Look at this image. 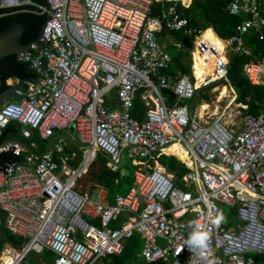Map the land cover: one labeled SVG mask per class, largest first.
Wrapping results in <instances>:
<instances>
[{
  "label": "built area",
  "instance_id": "obj_1",
  "mask_svg": "<svg viewBox=\"0 0 264 264\" xmlns=\"http://www.w3.org/2000/svg\"><path fill=\"white\" fill-rule=\"evenodd\" d=\"M159 1L45 0L34 11L45 13L38 39L15 56L36 79L11 87L12 98L0 106V135L16 121L21 136L35 131L44 150L0 144V152L21 157L0 165V221L23 239L18 245L0 239V264H24L30 255L46 264L36 257L42 249L54 255L51 264H106L132 234L141 240L137 257L148 264H207L187 244L196 224L210 233L207 255L217 264H264V111L243 115L246 105L235 101L227 78V53L249 54L245 34L256 31L264 44V0H228L226 12L243 19L224 39L177 12V4L186 8L191 0H165L171 3L152 16ZM30 3L0 0V7ZM161 28L191 44L190 74L167 72L172 60L158 42ZM195 57L212 65L199 79ZM241 73L264 86V52L243 63ZM216 81L213 87L227 94L220 110L187 107L197 88ZM136 99L140 119L130 112ZM96 152L111 170L123 152L133 165L131 187L111 203L103 185L82 181ZM159 156L183 164L178 183ZM219 212L227 222L216 225Z\"/></svg>",
  "mask_w": 264,
  "mask_h": 264
},
{
  "label": "trees",
  "instance_id": "obj_2",
  "mask_svg": "<svg viewBox=\"0 0 264 264\" xmlns=\"http://www.w3.org/2000/svg\"><path fill=\"white\" fill-rule=\"evenodd\" d=\"M31 3L26 5H20L17 7H0V32L7 28L11 22L15 21L22 25L23 30L19 37V42L23 45L32 42L36 39L40 26L45 18V13L34 12L38 6H45V0H29ZM228 0H191L188 7L184 8L177 4V12L185 17L188 24L196 29H203L211 26L216 35L222 39L227 38L235 33L236 26L242 21L241 15H230L224 9ZM170 1L155 2L151 7V15L157 16L166 8ZM261 9V15L264 16V5ZM39 11V10H38ZM264 37V27L262 28ZM206 36H212L211 31L208 29L205 32ZM173 37L176 40H181L183 35L180 32H173ZM244 45L249 50V54L233 53L229 52L227 63V78L232 85L236 93V102H240L246 105V109L242 110V114L258 115L264 111V86L249 84L241 73V65L251 58H254L256 54L264 52V44L259 38V34L256 31H250L244 35ZM188 57H190L188 53ZM172 64L168 69V73L175 74L180 71L184 74H190V59L187 62L182 61L181 55L178 53L171 54ZM200 69V73H207L211 71L212 65L208 64L202 66L200 60L195 57L194 62ZM206 70V72H205ZM205 72V73H204ZM9 78H17L21 80L34 81L36 75L27 68L26 64L17 61L16 56L13 54L6 55L0 58V93L6 90L12 85L6 84V80ZM220 81L210 83L205 87H199L195 90L193 99L198 102H206L210 96L208 92L209 88ZM131 114L137 119H140L142 114V106L139 100H134L133 107L131 108ZM36 140L40 143L35 131L31 130L30 139H24L20 133V125L16 121H8L3 127L0 135V144L9 140H20L26 145H29L30 140ZM72 149H76L71 146ZM169 151L176 153L175 150L169 149ZM78 157L80 155L79 151ZM21 159V157H15L10 152H0V165L8 160ZM105 157L96 152L95 159L90 163L87 170V179L95 181L103 185L107 189V201L111 203L113 197L117 194H124L132 183V169L133 165L130 160L125 157L121 163L114 170H110L105 166ZM158 160L163 164L162 167L167 172H173L175 181L178 183L179 177L185 172V167L182 163L173 157L159 156ZM264 225V220H262ZM0 239L11 243L12 245H18L22 243L23 239L10 234L0 225ZM140 240L135 234H132L125 241L121 252L118 255L110 256L111 263L109 264H128L129 260H135V255L139 250ZM36 257L42 258L46 264H50L52 260L51 253L47 249H42L38 252ZM109 257V258H110ZM29 257V262L24 264L38 263L36 259ZM142 260V259H141Z\"/></svg>",
  "mask_w": 264,
  "mask_h": 264
},
{
  "label": "water",
  "instance_id": "obj_3",
  "mask_svg": "<svg viewBox=\"0 0 264 264\" xmlns=\"http://www.w3.org/2000/svg\"><path fill=\"white\" fill-rule=\"evenodd\" d=\"M22 30H23L22 25L18 22L13 21L10 23V25L7 28H5L0 32V58L9 54L16 55L19 52L28 50L30 42L25 45L19 42V37ZM36 39H38V37H36ZM182 43L189 52L191 49V44H189L188 41L184 39L182 40ZM36 44L40 46L42 45V42L37 41ZM0 84H1V79H0ZM163 93L166 94L169 98L172 97V93L168 90L163 91ZM11 98H12V91H11V87H9L0 93V106L5 101L10 100ZM9 141H13V140H9ZM16 142H18L21 146H23L26 151L28 152L30 151L29 148L23 143L17 140Z\"/></svg>",
  "mask_w": 264,
  "mask_h": 264
},
{
  "label": "rangeland",
  "instance_id": "obj_4",
  "mask_svg": "<svg viewBox=\"0 0 264 264\" xmlns=\"http://www.w3.org/2000/svg\"><path fill=\"white\" fill-rule=\"evenodd\" d=\"M169 52L171 54H175V53L180 54L181 55V59L184 62H187V60H188V51L184 47L179 49V50L175 49L174 47H170L169 48ZM202 74L203 73H200L198 75V79L202 76ZM212 87H210L209 90H208V92L210 93V96H209V98H208V100L206 102L200 101V102L197 103V101L194 100V99L192 101L186 100L185 104L187 105V107L189 109H191V107H193L195 104H201L202 105V104L207 103L209 112L215 111V110H217V111L220 110L222 108V106L227 102V94H226V96L219 98V95H220V92H221L220 89L222 87H220V85H217L216 87L214 86L213 88ZM227 90H228V88H227ZM227 93H229V91ZM122 157L125 159V157H126L125 156V152H124ZM158 162H159V164L161 166L163 165L159 160H158ZM85 178H87L86 175H85V177H83V180H82L83 182H86ZM140 242H141V240H140ZM111 259H112L111 257L107 258V262L111 263ZM128 264H148V263L144 262L140 258L135 257V260H133V261L129 260Z\"/></svg>",
  "mask_w": 264,
  "mask_h": 264
},
{
  "label": "crops",
  "instance_id": "obj_5",
  "mask_svg": "<svg viewBox=\"0 0 264 264\" xmlns=\"http://www.w3.org/2000/svg\"><path fill=\"white\" fill-rule=\"evenodd\" d=\"M210 27V26H209ZM207 28V27H206ZM211 28V27H210ZM211 30H212V28H211ZM213 31V30H212ZM206 32V31H205ZM173 32H171V31H168V30H166V29H164V28H161V30H158L157 32H156V35H157V39H158V42L164 47V49L170 54V56H171V53L169 52V48L170 47H174L173 46V42H178V41H180L181 43H182V40L184 39V38H182L181 40H176L174 37H173V34H172ZM213 33L216 35V33L213 31ZM185 40V39H184ZM184 47V44L182 43V46H181V48H183ZM175 48V47H174ZM180 48V49H181ZM185 48V47H184ZM176 49V48H175ZM177 50H179V49H177ZM189 53V52H188ZM228 55H229V52L227 53V58H228ZM188 59H190V57H188ZM198 73V72H197ZM17 81H18V79L17 78H9V79H7L6 80V84H8V85H12V86H14V85H17ZM235 91V90H234ZM169 98V97H168ZM191 108H193V107H191ZM38 138V137H37ZM39 139V138H38ZM16 141V140H15ZM17 141H19V142H21V143H23L24 145H26L24 142H22V141H20V140H17ZM39 141H40V143H37L36 142V140H30L29 141V143H33V146H31V149L34 151V152H37V153H39V152H42L43 150H44V144H43V142L39 139ZM26 146H28V145H26ZM123 154H124V152L122 153V155H121V158H120V162L117 164V166L121 163V161H122V159H123ZM103 155V154H102ZM80 156V155H79ZM104 156V155H103ZM126 156V155H125ZM105 157V156H104ZM127 158V157H126ZM95 159V158H94ZM105 159H106V157H105ZM105 163H106V160H105ZM105 166H106V164H105ZM116 166V167H117ZM108 168V167H107ZM109 169V168H108ZM116 169V168H115ZM111 170V169H110ZM114 170V169H113ZM86 180H89V179H87V178H85ZM91 181V180H90ZM131 185H132V183H131ZM131 187V186H130ZM129 187V188H130ZM114 198V197H113ZM0 225L2 226V222L0 221ZM3 227V226H2ZM136 235V234H135ZM138 238H139V236L138 235H136ZM140 239V238H139ZM127 240V239H126ZM140 247H141V242H140V246H139V250H140ZM138 250V251H139ZM138 251H137V253H138ZM137 253H136V255H135V257H137ZM32 258H33V255H30ZM30 256H28V258L26 259V263L27 262H29V257ZM51 256L53 257L52 258V260H51V262L53 261V259H54V255H52L51 254ZM137 258H139V257H137ZM141 259V258H140ZM32 260H34V258L32 259ZM37 260V259H36ZM38 261V260H37ZM105 262H106V264H109V262H107V259L105 260ZM51 264V263H50Z\"/></svg>",
  "mask_w": 264,
  "mask_h": 264
},
{
  "label": "clouds",
  "instance_id": "obj_6",
  "mask_svg": "<svg viewBox=\"0 0 264 264\" xmlns=\"http://www.w3.org/2000/svg\"><path fill=\"white\" fill-rule=\"evenodd\" d=\"M227 218L223 212H219L214 219V223L219 225L220 223H226ZM210 233L203 229V226L196 224L192 233H190L187 240L189 248H197L200 250L202 257L207 261V264H217L215 259H209L207 252L209 250ZM242 264V262H241Z\"/></svg>",
  "mask_w": 264,
  "mask_h": 264
},
{
  "label": "bare ground",
  "instance_id": "obj_7",
  "mask_svg": "<svg viewBox=\"0 0 264 264\" xmlns=\"http://www.w3.org/2000/svg\"><path fill=\"white\" fill-rule=\"evenodd\" d=\"M207 30H208V29H207ZM210 37H212V36H210ZM195 66H196V64L193 63V67H195ZM193 69H194V68H193ZM197 72H198L197 70H194V71H193V75L196 77V79H198V73H197ZM220 91H221V92H220L219 98L226 96V89H225V87H222V88L220 89ZM204 107H205V105L202 104L201 107L199 108V111L202 110V109H204ZM169 149H173V150H175L180 156L183 157L182 159H184V155H183V153H181V152H179L178 150H176L174 145H171V146L169 147Z\"/></svg>",
  "mask_w": 264,
  "mask_h": 264
},
{
  "label": "flooded vegetation",
  "instance_id": "obj_8",
  "mask_svg": "<svg viewBox=\"0 0 264 264\" xmlns=\"http://www.w3.org/2000/svg\"><path fill=\"white\" fill-rule=\"evenodd\" d=\"M193 68H194V70H197L198 72L200 71V69L198 68V66H195Z\"/></svg>",
  "mask_w": 264,
  "mask_h": 264
}]
</instances>
